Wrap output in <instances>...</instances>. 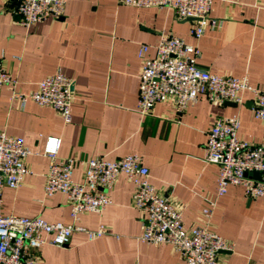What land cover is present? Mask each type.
Listing matches in <instances>:
<instances>
[{
  "label": "crops",
  "instance_id": "obj_1",
  "mask_svg": "<svg viewBox=\"0 0 264 264\" xmlns=\"http://www.w3.org/2000/svg\"><path fill=\"white\" fill-rule=\"evenodd\" d=\"M13 2L0 0V63L15 79L14 90L29 92L43 77L60 69L72 79L71 121L32 100L11 99L0 86V131L19 136L30 154L28 173L15 189L1 190V212L71 223L66 196L44 193L48 158L46 137L61 138L58 154L78 162L73 179L81 181L84 165L94 157L116 160L134 153L148 168L149 181L181 212L186 229L207 228L232 241L231 251L218 259L227 264H264V198L248 197L241 185L218 196V166L203 159L207 132L218 117L237 114L238 138L258 143L264 121L253 115V95L243 104H214L205 96L179 111L172 100L157 102L147 115L137 112L141 45L155 54L162 33L198 47L199 67L218 75L247 74L250 83L264 87V0H214L206 27L196 39L193 19H178L167 7H132L118 0H67L59 18L26 27L16 23ZM133 183L118 175L108 190L110 204L100 214L88 212L77 224L86 229L104 225L109 234L89 241L73 231L64 246L44 244L38 264H185L170 244L139 239L144 214L132 205ZM213 203V205H211ZM210 207L208 220L202 214Z\"/></svg>",
  "mask_w": 264,
  "mask_h": 264
},
{
  "label": "built area",
  "instance_id": "obj_2",
  "mask_svg": "<svg viewBox=\"0 0 264 264\" xmlns=\"http://www.w3.org/2000/svg\"><path fill=\"white\" fill-rule=\"evenodd\" d=\"M13 2L16 23L23 26L62 16L67 0H1ZM214 0H118L132 7H167L178 19H193L190 35L199 39L206 27L216 28L218 21L210 19ZM148 46L138 50L142 62L139 74V95L136 110L147 115L155 103L172 100L179 111L198 100L199 96L214 104L232 102L242 105L244 92L253 95V115L264 121V87L253 86L247 74L218 75L198 66V47L170 33H162L155 54L147 56ZM73 81L58 69L37 82L29 92L14 90L15 79L0 63V86L11 89L10 98L20 103L32 100L57 111L64 123L71 121ZM240 119L237 114L218 117L211 124L203 147V159L218 166L217 195H223L231 185H241L248 197L264 198V133L256 143L238 138ZM61 138L50 135L44 143L48 158L44 193H62L70 206L71 223L49 222L41 217H25L1 212V190L15 189L28 173L25 159L30 150L19 136L0 131V264H38V249L44 244L66 245L73 231H83L89 241L109 234L100 224L86 229L77 224L83 213L100 215L110 204L108 190L118 175H125L134 185L132 205L143 212L139 239L146 243L170 244L185 264H227L218 259L221 251H231L234 243L209 230L207 226L186 229L181 212L169 198L158 193L149 181V171L139 155L130 153L110 161L94 157L80 161L84 165L81 181L73 179L77 160L58 154ZM257 172L259 178L251 175ZM213 205V203H211ZM202 214L211 216L210 207Z\"/></svg>",
  "mask_w": 264,
  "mask_h": 264
},
{
  "label": "water",
  "instance_id": "obj_3",
  "mask_svg": "<svg viewBox=\"0 0 264 264\" xmlns=\"http://www.w3.org/2000/svg\"><path fill=\"white\" fill-rule=\"evenodd\" d=\"M188 19H192V18H188ZM226 103H229V104H230V103H232V102H225V104H226ZM251 175H252L253 177H255V178H259L257 172H252Z\"/></svg>",
  "mask_w": 264,
  "mask_h": 264
}]
</instances>
